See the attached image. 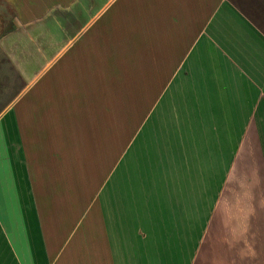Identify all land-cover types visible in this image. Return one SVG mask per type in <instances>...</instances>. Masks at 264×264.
I'll return each mask as SVG.
<instances>
[{"label": "crops", "instance_id": "1", "mask_svg": "<svg viewBox=\"0 0 264 264\" xmlns=\"http://www.w3.org/2000/svg\"><path fill=\"white\" fill-rule=\"evenodd\" d=\"M2 69L0 264H264V0H0Z\"/></svg>", "mask_w": 264, "mask_h": 264}, {"label": "rangeland", "instance_id": "2", "mask_svg": "<svg viewBox=\"0 0 264 264\" xmlns=\"http://www.w3.org/2000/svg\"><path fill=\"white\" fill-rule=\"evenodd\" d=\"M42 65H34L33 70L37 72L41 68ZM10 74L5 72L3 69L0 70V108H3L5 104L12 98L13 93L20 87V84L16 82H10ZM17 88V89H16ZM216 224L213 226V230L211 231V237L215 235V228ZM215 230V231H214ZM209 242L207 245H209ZM261 258V257H260ZM262 259V258H261ZM263 260V259H262ZM264 262V260H263ZM203 263V256L200 257L198 264Z\"/></svg>", "mask_w": 264, "mask_h": 264}]
</instances>
